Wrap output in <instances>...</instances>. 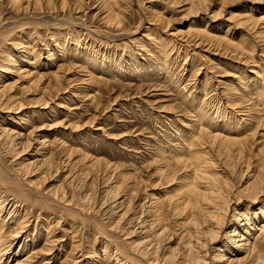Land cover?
Here are the masks:
<instances>
[{
	"label": "rangeland",
	"instance_id": "1",
	"mask_svg": "<svg viewBox=\"0 0 264 264\" xmlns=\"http://www.w3.org/2000/svg\"><path fill=\"white\" fill-rule=\"evenodd\" d=\"M173 1L123 0L116 7L120 22L115 27L106 26L102 15L92 6L88 7L86 0H65L62 10L55 8L50 12L25 11L20 8V1L0 0V87L12 82L11 92L7 90V94L14 95L8 101L0 97V124L24 135L12 136L15 143L8 136H0L3 138L0 140V196L13 198L6 201L9 204L0 201V230L11 241L6 243L10 244L9 251L0 254V264H13L30 247L34 248L35 255L31 264H60L62 260L63 264H115L120 258L123 264H146L140 257L129 254L127 246L142 241L150 231L146 229L147 222L141 225L148 218L141 206L147 195L159 197V205L164 207L157 216L167 229L161 237L160 251L168 254L174 249L170 254L182 256L184 248L179 238L190 229L185 219L192 207L179 203L191 178L188 169L177 159L190 160L192 154L201 159L206 156L205 159L213 162L210 170L222 179L221 186L225 184L228 201L233 204L239 201L234 204L239 213L244 211L254 218L260 209L264 210V109L256 108L257 111L252 107L250 110L251 100H248L254 82L264 85V77L260 79L250 72L257 70L264 74V53L255 39L259 33L256 36L254 33L260 30L257 25L252 30L239 27L232 18L233 13L244 12L254 19L262 17L259 15L264 11V2L208 0L206 12L196 14L195 10L188 13L186 6H180L182 2ZM155 14H160V19ZM191 27L206 28L210 32L228 29L227 35L241 39L243 49L237 50L241 55L235 57L222 47L210 44L194 48ZM66 39H75L82 51L90 49L103 64H111L109 74L98 79L106 68L90 67L85 55H58L61 51L56 50V45ZM191 51L195 54L189 67L184 61ZM8 55L16 65L9 63ZM26 57L34 61L31 71H37L31 76L17 74L15 69L25 66ZM44 99H48L45 105ZM5 105L13 109L7 111ZM197 109L207 111L199 120L201 124L196 121L200 112ZM238 109L245 115H238ZM257 118L260 120L254 125ZM228 122L230 125L224 130ZM200 125H207L211 133L235 130L246 137L243 145L210 144L204 138L206 135L198 139ZM27 136L28 143L22 139ZM52 136H56L58 145L54 143L46 148L47 152L39 140ZM44 158L48 161L41 166ZM13 172H19L25 182H32L34 192H29L22 182L12 183L8 177ZM131 190H135L131 195L132 205L118 224L117 214L122 212V206H117V202ZM63 202L69 203L68 206L64 207ZM229 217L218 234L212 237L200 234L198 240L206 246L198 248L196 256L193 254L194 263H227L220 255L230 256L228 252L234 247L226 233L245 222L237 213L231 212ZM197 219L199 232L207 229L203 226L213 225L199 215ZM14 221L19 224L13 225ZM17 230L19 233L13 237ZM127 231L131 233L126 234ZM46 237L49 240L45 242ZM5 239L0 241V248L4 247ZM22 242L29 243L30 247L15 254ZM260 242L258 251L262 257L258 264H264V240Z\"/></svg>",
	"mask_w": 264,
	"mask_h": 264
},
{
	"label": "bare ground",
	"instance_id": "2",
	"mask_svg": "<svg viewBox=\"0 0 264 264\" xmlns=\"http://www.w3.org/2000/svg\"><path fill=\"white\" fill-rule=\"evenodd\" d=\"M17 1H20V8L22 10H25V11H30V10H43V11H52L53 9L55 8H62L63 5H64V2L65 0H17ZM123 0H86L85 4L89 7V6H92L91 8H94V9H97L98 11L96 13H98V15H102L101 16V19H102V22H104V24H106V26H117L119 25V22L117 20V16H118V13H117V10H116V7L119 6V3H121ZM164 1V0H163ZM166 1V0H165ZM173 1V0H172ZM175 1V0H174ZM173 3H181L180 6H186V10H188V13L189 11H192V10H195L196 14H199L201 13L202 11H205L206 12V3L208 0H176L177 2H174ZM224 2L227 1V0H219L217 2ZM229 1V0H228ZM234 1V0H233ZM240 0H235V2H239ZM253 1H258V2H264V0H253ZM151 2V1H150ZM233 2V3H235ZM229 3V2H227ZM233 3H229V5H233ZM155 4V3H154ZM169 4V3H168ZM71 5V4H70ZM76 5V4H74ZM208 5V4H207ZM264 6V5H263ZM75 7V6H74ZM217 7V6H216ZM123 8V7H121ZM201 8H204L205 10L201 9ZM224 8V7H223ZM221 9V8H220ZM20 10V9H19ZM62 10V9H61ZM251 10V9H250ZM193 12V11H192ZM248 12V11H247ZM94 13V14H96ZM204 13V12H203ZM252 14V13H251ZM97 15V14H96ZM157 16H159V19L161 17L160 14H155ZM154 15V16H155ZM208 15V14H207ZM253 15V14H252ZM259 16H262V17H258L256 19H254L252 16L246 14V12L242 13V14H237V13H233V16L232 18H234L236 20L235 23H237V26L239 27H248L249 29L254 27L255 25H257V27L260 29L258 30L257 32H253L254 35L256 36L258 33H259V36H256L255 39L256 42L258 43V46L260 47V51L262 53H264V11L262 12L261 15ZM156 17V16H155ZM59 19V18H58ZM57 19V20H58ZM210 19V18H209ZM216 19V17H215ZM214 19V20H215ZM262 19V20H260ZM49 20V19H48ZM158 20V19H157ZM208 21V20H207ZM56 22V21H55ZM58 22V21H57ZM154 22V20H153ZM229 22V21H228ZM257 22H260V24ZM50 23V22H48ZM55 24V23H53ZM204 24V23H203ZM201 24V25H203ZM230 24V23H229ZM56 25V24H55ZM235 26V25H234ZM83 27V26H82ZM231 28V27H230ZM238 28V27H237ZM257 29V28H256ZM255 29V30H256ZM227 30L228 29H224V31H218V32H210L208 31L206 28H202V27H191L190 29V32L193 33L192 36H194V43L192 46H194V48H201L204 44H210V45H213V47H222L228 54H231L235 57H238L239 55H241L240 52H237L238 49H243L242 45H240L242 42L241 39H237V37H234L233 35H227ZM230 30V29H229ZM252 30V29H250ZM249 30V31H250ZM87 31V30H86ZM91 33V32H90ZM249 33V32H248ZM247 33V34H248ZM119 34V33H118ZM171 34V33H170ZM244 34V33H243ZM261 34V35H260ZM170 36V35H169ZM237 36V35H236ZM250 36V35H249ZM75 38V37H74ZM179 38V37H178ZM246 38V37H245ZM105 39V38H104ZM193 39V38H192ZM171 40V39H170ZM253 40V39H252ZM75 39H66L64 42L56 45L57 48L56 50L61 51L59 52L58 55H60L61 57H64L65 55H71V54H80V55H85L86 59H87V62L88 64L90 65V67L92 68H100L101 65L102 67H105V72H102L100 73V75L98 76V79H103L105 77V75H108V71H110V68H111V64H106L103 62H101L100 60H98V58H96V56L94 55V52L90 51L87 49V51H82L80 49V46L78 47L77 45L79 44H75L76 42H74ZM166 46V45H165ZM256 47V46H255ZM87 48V47H86ZM219 48V47H218ZM48 49V48H47ZM211 49V48H210ZM258 49V50H259ZM212 50V49H211ZM218 50V49H217ZM221 50V49H220ZM219 51V50H218ZM222 52V51H221ZM220 52V53H221ZM254 52V51H253ZM34 53V52H33ZM55 53V52H54ZM216 53V52H215ZM219 53V52H218ZM223 53V52H222ZM225 53V52H224ZM259 53V52H258ZM190 54V55H189ZM193 53L191 51V53H188L187 54V57L185 58V61H184V64H187L191 65L190 63V60L192 62V58L191 56H193ZM217 54V53H216ZM261 54V53H260ZM55 55V54H54ZM101 55V54H100ZM227 55V54H226ZM263 55V54H262ZM261 55V56H262ZM7 56V55H6ZM32 56V55H31ZM34 56V55H33ZM74 56V55H73ZM76 56V55H75ZM243 56V55H242ZM68 57V56H67ZM71 57V56H70ZM35 58V57H34ZM59 58V57H58ZM102 58V57H101ZM243 58V57H242ZM4 59V58H3ZM9 60V63L11 62V64H15V60L12 58V56L8 55V57L6 58ZM27 61H24V65L25 66H18V68H15L16 71H18L17 74H21L23 73L24 76H31L33 74V72H37V71H31V67H33V64H34V61L33 60H28L29 58H27ZM36 59V58H35ZM232 59V58H231ZM80 60V59H79ZM6 61V60H5ZM63 61V59H62ZM66 61V60H64ZM86 62V63H87ZM248 63V62H247ZM8 64V63H7ZM183 64V65H184ZM251 64V63H250ZM10 65V64H9ZM16 65V64H15ZM88 65V66H89ZM168 65V64H167ZM192 66V65H191ZM101 67V68H102ZM91 68V69H92ZM188 68V66H187ZM202 68V67H201ZM9 69V68H7ZM60 70V69H59ZM101 71V70H100ZM15 72V71H14ZM253 73V75H255L256 77L260 78L261 77H264V74L262 72H259L257 70H252L250 71ZM55 73V72H54ZM58 73V72H57ZM263 76H262V74ZM22 75V74H21ZM35 75V74H34ZM39 75H42V74H39ZM38 76V75H37ZM108 77V76H107ZM207 78V77H206ZM34 79V78H33ZM37 78H35L36 80ZM263 79V78H262ZM9 80V79H8ZM264 81V79H263ZM36 83V82H35ZM2 85V84H1ZM4 86L0 87V97H2L3 99H6L7 101L9 99H11L14 95H9L7 94V90H10L12 88L11 85L12 82H6L5 84H3ZM254 87L252 93L250 92V95H248V100H251V104H250V110L252 107H254V109L256 108H259V109H264V85H262V83L256 81L252 84ZM43 87V86H42ZM50 88V87H49ZM210 88V87H209ZM214 88V87H213ZM42 89V88H41ZM228 90V89H227ZM49 91V90H48ZM52 91V90H51ZM11 92V90H10ZM14 92V91H13ZM22 92V91H21ZM25 93V92H24ZM36 93V91H35ZM40 93V92H39ZM45 93V92H43ZM52 94V93H51ZM165 94V93H164ZM213 93H210V96H212ZM221 94V93H219ZM223 94V93H222ZM237 94V93H236ZM16 96V95H15ZM45 96V94H44ZM46 98V97H45ZM205 98V97H204ZM242 100V99H241ZM2 101V100H1ZM15 101V100H14ZM13 101V102H14ZM38 101V99H37ZM203 101V100H202ZM200 101V102H202ZM207 101V100H206ZM16 102V101H15ZM221 102V101H220ZM41 103V102H40ZM48 103V99H44L42 101V104H47ZM52 103V101H51ZM250 103V102H249ZM248 103V104H249ZM11 104V103H9ZM15 104V103H14ZM39 104V103H38ZM202 104V103H200ZM19 105V104H18ZM31 105V104H30ZM204 105V104H203ZM4 106V105H3ZM48 106V105H47ZM60 106V105H59ZM200 106V105H199ZM247 106V105H246ZM5 107H7V111H11V109H13L12 107L13 106H8V105H5ZM35 107V106H34ZM44 107V106H43ZM46 107V106H45ZM44 107V108H45ZM64 107V106H63ZM243 107V106H242ZM163 108V107H162ZM203 108V107H202ZM208 108V107H207ZM201 109V108H200ZM200 109L198 111H200ZM245 109V108H244ZM243 109V110H244ZM166 109H161V111H164ZM204 110V109H203ZM248 110V109H246ZM253 110V109H252ZM257 110V109H256ZM196 111V110H195ZM240 111V112H239ZM249 111V110H248ZM258 111V110H257ZM207 112V111H206ZM205 112V113H206ZM262 112V111H261ZM204 112H202V110L200 112H198V118H196V121L199 122V120L203 119L204 118V115H206ZM210 113V112H209ZM236 113H238V115H241V116H244L245 114H242L243 111L241 112L240 109L236 110ZM258 113V112H257ZM260 113V112H259ZM212 114V113H211ZM255 115V114H254ZM167 116V115H166ZM236 116V115H235ZM256 116V115H255ZM259 116V115H258ZM257 116V117H258ZM219 117V116H218ZM12 118V117H11ZM195 118V117H194ZM223 119V117H221ZM242 117H240L241 119ZM260 118V117H259ZM262 119V118H260ZM260 119H255L254 121V125L257 124L259 122ZM230 120V119H229ZM242 120V119H241ZM196 121H193V122H196ZM264 121V120H263ZM14 122V121H12ZM15 123V122H14ZM201 124V122H199ZM195 125V124H194ZM228 125H230V123H225L224 124V130H227L226 128L228 127ZM257 126V125H256ZM41 127H43L41 125ZM34 128V127H33ZM54 128V127H53ZM196 128V126H195ZM198 128V132H197V136H198V139L199 137H202V136H205L204 138H207L208 139V143L210 144H213V143H218L219 146H221L220 144H225L226 146L227 145H240L242 143H244V140H245V137L246 135H242L241 132H237L235 130H231V131H220V132H209L208 131V128H207V125L205 127V125H200L197 127ZM34 131V130H33ZM253 131H256V128H254ZM30 132V131H29ZM32 132V130H31ZM35 133V132H34ZM248 133V132H247ZM254 134V133H253ZM1 135H4V136H8V138L10 137H14V138H20L23 134L19 131H14L13 128H7L6 126H4L3 124H0V136ZM24 136V135H23ZM46 136V135H45ZM251 136V135H250ZM3 137V136H2ZM195 138V137H194ZM3 139V138H0V140ZM24 139L25 142H29V137H24L22 138ZM56 136H52L50 138H43L41 141L39 140V144H41V148H44V150L49 149L50 147H52L54 145V143H56ZM60 139V138H58ZM197 139V138H195ZM193 140V141H196V140ZM197 139V141H199ZM201 139V138H200ZM5 140V139H4ZM11 141H14V139H10ZM11 141H9L11 143ZM16 141V140H15ZM14 141V143H15ZM23 141V140H22ZM196 141V142H197ZM3 142V140H2ZM4 143V142H3ZM6 143V142H5ZM38 143V142H37ZM207 143V144H208ZM13 144V142H12ZM17 144V143H16ZM60 144V142H59ZM192 144H195L192 143ZM198 144V143H197ZM209 144V145H210ZM7 145V144H6ZM28 145V144H27ZM52 145V146H51ZM56 145H58V141L56 143ZM191 145V144H189ZM196 145V144H195ZM208 145V146H209ZM243 145V144H242ZM16 146V145H15ZM174 146V145H173ZM197 146V145H196ZM195 146V147H196ZM200 146V145H199ZM245 146V144H244ZM243 146V147H244ZM11 147V146H10ZM21 147V146H20ZM57 147V146H56ZM193 147V146H191ZM198 147V146H197ZM201 147V146H200ZM217 147V145H216ZM241 147V146H240ZM6 148V147H5ZM13 148V147H12ZM221 148V147H220ZM225 148V147H224ZM15 149V148H14ZM53 149V148H52ZM189 149V148H188ZM199 149V147H198ZM202 149V147L200 148ZM223 149V148H221ZM228 149V148H227ZM43 150V149H42ZM215 150V149H214ZM216 150H219V149H216ZM47 151V150H46ZM49 151V150H48ZM47 151V152H48ZM51 151V150H50ZM68 153H70V150H67ZM241 151V149L239 150V152ZM204 152V151H203ZM211 152V150H210ZM213 152V151H212ZM218 152V151H217ZM220 152V150H219ZM264 152V151H263ZM225 153V152H224ZM228 153V152H227ZM67 154V152H66ZM203 154V153H201ZM205 154V153H204ZM193 156H191V159L188 160V159H183V158H179L177 159V162H181V164L183 163V166L185 167V170L186 168L188 169V171L190 172V180L186 183V193L183 194L182 196V200H181V203L179 202H176V205L179 203V205H184V206H188V204L191 205L192 207V210H191V213L186 217V223L185 225H189L190 229L186 230V232H183V234L180 236L181 239L179 238V241H181V243L179 242V244L182 245V248H184V250H181L183 251L182 252V256L178 257L176 254L175 256H173L171 253L172 250L174 249H171L169 250L168 254H166L165 252L162 253L160 250V247L161 246V237L162 235L166 232V227L163 223H161L159 221V219L157 218V216L160 214L159 211L161 210V208L163 206L159 205L161 203V200L159 199V197L155 196L154 197H148L147 199V196L144 198V201L141 203V206H144V211L148 214L147 215V219H144L142 220V224L145 225V222H147L146 224V229L150 230V231H147V236L145 237L144 236V241H138V242H132V244L130 243L129 246H127V250L128 252H130L129 254H132L134 256H137V257H140L143 261L146 262V264H159L162 262V264H196L194 263L192 260V256H196V252L198 251L199 253V249L198 248H201V247H205V242H201L198 240V237L201 235H203V237L205 236V234L207 236H210L212 237L214 234H218L217 231L220 229H222V226L224 223H226L225 221L227 220V218L229 216H231V212L232 213H237L238 215L242 216L243 217V221L245 220V222L242 224L243 226H240L239 227H234L232 229V232L229 233H226L227 236H229V240L230 242H232L233 244V247L234 249H231L230 252V256H226L224 254H221L220 257H221V260H226V264H258L259 263V260H261L260 258L262 256H260L259 254V251H258V248L261 247V240H264V210L263 209H260L259 212L257 214L254 215V218H251V217H248L247 215H245L243 212L239 213V209L237 206H235L238 202H234L233 203H230L227 199V193L225 192V184L223 183L224 186H221V181L216 177L217 175H215L213 172L215 171H211L210 168H211V165H212V161L208 158V159H205V156L204 159H201V158H198L200 156H195V154H192ZM43 156V155H42ZM45 156V155H44ZM56 156V155H55ZM202 156V155H201ZM262 156V155H261ZM50 157V155H49ZM67 158V157H66ZM47 158H44L41 160L42 164L41 166H43L44 163H46L48 160H46ZM52 159V158H51ZM212 159V158H211ZM36 161V160H35ZM40 161V160H39ZM222 161V160H221ZM224 161V160H223ZM32 162V161H31ZM64 162V161H63ZM177 163V164H178ZM222 163V162H221ZM32 165V163H30ZM30 164L28 166H30ZM23 165L24 162H23ZM22 165V166H23ZM27 165V164H26ZM36 165V164H35ZM89 165V164H88ZM224 165V164H223ZM27 166V167H28ZM33 166V165H32ZM40 166V167H41ZM54 166V165H53ZM90 166V165H89ZM168 166V165H167ZM170 166V165H169ZM25 167V166H24ZM27 167H25L26 169H28ZM37 167V165H36ZM182 167V166H181ZM180 167V168H181ZM217 167V166H216ZM21 168V167H20ZM35 168V167H34ZM33 168V169H34ZM38 168H39V165H38ZM38 168H35V170H38ZM168 168V167H167ZM32 169V168H31ZM177 169V168H176ZM184 169V168H183ZM20 170V169H18ZM29 170V169H28ZM216 170V169H215ZM16 171V170H15ZM21 171V170H20ZM33 171V170H31ZM30 171V172H31ZM163 171V170H162ZM25 172V171H24ZM167 172V171H166ZM186 172V171H185ZM21 173V172H20ZM34 173V172H33ZM31 173V174H33ZM161 173V172H160ZM164 173V172H163ZM213 173V174H212ZM223 173V172H222ZM217 174V173H216ZM27 175V173H26ZM29 175V174H28ZM34 175V174H33ZM257 175V174H256ZM10 176H12L11 178L8 177V179H11V182L12 183H20L22 182L21 185H24V186H27L29 189L27 190H30L29 192L33 191V184L32 182L28 181V182H25V180H23V178H21V176L19 175V172H13V173H10ZM44 176V175H43ZM260 176V175H259ZM258 176V179H260ZM71 177V175H70ZM255 180H256V177H254ZM7 179V178H6ZM27 180V179H26ZM31 180V179H30ZM253 180V179H252ZM4 181V180H3ZM225 181V180H224ZM227 181V180H226ZM263 181V179H262ZM4 182H7V181H4ZM259 181L257 180L256 183H258ZM264 182V181H263ZM10 183V181L8 182V184ZM34 183V181H33ZM7 185V183H6ZM227 185V184H226ZM229 185V184H228ZM256 184H252V186H255ZM262 185V184H261ZM10 186V185H9ZM13 186V188L15 187L14 185H11ZM10 186V187H11ZM19 186V185H18ZM23 186V187H24ZM249 186V185H248ZM252 186H249L252 188ZM259 187V186H258ZM258 187H257V190H258ZM264 187V186H263ZM243 188H246V187H243ZM228 189V188H227ZM250 188H248L249 190ZM253 189V188H252ZM263 189V188H262ZM10 190V189H9ZM184 190V189H183ZM231 190V188H230ZM243 190V189H242ZM246 190V191H248ZM255 190V189H254ZM254 190L252 192H254ZM256 190V191H257ZM5 191V190H4ZM7 191V190H6ZM51 191V189H50ZM62 191V190H61ZM228 191V190H227ZM250 191V190H249ZM248 191V192H249ZM255 191V192H256ZM34 192V191H33ZM52 194H53V191H51ZM135 192V190H131L128 193L127 196H125V198L119 202H117V206H122L121 210L122 211L121 213L117 214L119 218L117 223L119 222V220H121L127 213H128V210L130 208V206L132 205V197L131 195H133ZM183 192V191H182ZM232 192V191H231ZM258 192V191H257ZM118 193V192H117ZM133 193V194H132ZM47 194V193H46ZM49 194V193H48ZM51 194V195H52ZM54 194H56L54 192ZM257 194V193H256ZM261 194H263V191L261 192ZM33 195V194H32ZM117 195V194H116ZM123 195V194H122ZM153 195V194H152ZM253 195V194H252ZM258 195V194H257ZM11 196V195H10ZM121 196V195H120ZM255 195H253L254 197ZM47 197V196H46ZM53 197V196H52ZM49 198V197H48ZM55 198V197H54ZM53 198V199H54ZM240 198V197H239ZM246 198V196H245ZM248 198V197H247ZM252 198V197H250ZM2 199V201H1ZM24 199V198H23ZM86 199V197H85ZM138 199V198H137ZM166 200L168 198H165ZM178 199V198H177ZM180 199V198H179ZM8 200H13V198H5L3 199V196L1 195L0 196V201L1 203L5 204L6 201ZM16 200V199H15ZM14 200V201H15ZM19 200V199H18ZM46 200V199H45ZM115 200V199H114ZM135 200V199H134ZM166 200H164L166 202ZM169 200V199H168ZM116 201V200H115ZM163 201V200H162ZM172 201V200H171ZM9 202V201H8ZM8 202H6V204H9ZM64 203V202H63ZM62 203V204H63ZM115 203V202H114ZM164 203V202H163ZM162 203V204H163ZM170 203V202H169ZM168 203V205H169ZM172 203V202H171ZM12 204V202H11ZM69 204V203H68ZM68 204H63V206H68ZM167 204V203H165ZM34 205V204H33ZM11 206V205H10ZM9 206V207H10ZM113 206V205H111ZM110 206V207H111ZM114 205V207H117ZM172 206V205H171ZM170 206V207H171ZM178 206V205H177ZM3 207V206H1ZM166 207V206H165ZM181 208L183 206H180ZM179 207V209H181ZM5 208V207H4ZM7 208V206H6ZM5 208V209H6ZM164 208V207H163ZM170 209V208H169ZM177 209V208H176ZM190 209V208H189ZM78 210V209H77ZM82 210V209H81ZM165 210V209H164ZM242 210V209H241ZM1 211V210H0ZM180 211V210H178ZM143 212V211H142ZM163 213V211H161ZM145 213V214H146ZM170 213V211H169ZM179 212H177V216L180 215V213L178 214ZM187 213V212H186ZM11 214V212H10ZM164 214V213H163ZM184 215V213H182ZM12 215V214H11ZM10 215V216H11ZM201 216L202 218H204V222L205 221H212L213 225L211 226V223H209L207 226H203V227H206L205 231H202V232H199L198 231V219L197 217ZM236 215V214H235ZM16 217V216H15ZM18 217V216H17ZM16 217V218H17ZM234 217V216H233ZM13 218V217H12ZM185 218V217H184ZM230 219V217L228 218ZM261 220V221H260ZM260 221V223H259ZM4 222V221H2ZM203 222V221H202ZM215 222H218V223H221L220 225H218L217 223ZM239 222V221H238ZM258 222V223H257ZM208 223V222H207ZM16 224H19V221H14V224L13 225H16ZM116 224V223H115ZM119 224V223H118ZM117 225V224H116ZM180 225V224H179ZM237 225V223H236ZM252 225H253V228H252ZM183 227V226H182ZM186 227V226H185ZM202 227V228H203ZM18 228V227H17ZM145 228V227H144ZM176 228V227H175ZM184 228V227H183ZM145 229V230H146ZM238 229V230H237ZM250 229V230H249ZM2 230V229H1ZM1 230H0V241L1 240H4V235L1 233ZM252 230V231H251ZM132 232L134 230H131ZM131 231H127L126 234H130ZM183 231V230H182ZM135 232V231H134ZM145 232V231H144ZM18 230L15 231V233L13 234V237L16 236L18 234ZM47 233V232H46ZM107 233V232H106ZM181 233V232H180ZM203 233V234H202ZM125 235V234H124ZM184 236V237H183ZM206 236V237H207ZM219 236V235H217ZM128 237V236H127ZM7 238V237H6ZM47 238V237H46ZM163 238V237H162ZM201 238V237H200ZM212 239V238H211ZM6 240V239H5ZM49 240V237L45 240V242ZM200 240H203V239H200ZM208 240L209 237H208ZM214 240V238H213ZM216 240V239H215ZM2 242V241H1ZM11 243V241H4L3 245L4 247L0 248L1 251H0V254H3L5 252H8L9 250L7 249V247L10 245H6V243ZM112 242V241H111ZM128 242V241H127ZM213 242V241H212ZM106 243V242H105ZM109 243V242H108ZM118 243V242H117ZM208 243H211V242H208ZM260 243V244H259ZM44 244V243H43ZM47 244V243H46ZM125 244V243H124ZM127 244V243H126ZM125 244V245H126ZM177 244V245H179ZM259 244V245H258ZM32 245V243H31ZM50 245V244H49ZM19 246V250L16 251L15 254H20V252H23L24 249H26L27 247H30V244L29 243H21L18 245ZM78 246V245H77ZM170 246V245H169ZM264 246V244L262 245ZM106 247V245L104 246ZM108 247V246H107ZM106 247V248H107ZM177 249L178 246H175ZM51 248V246H50ZM74 248V247H73ZM166 248H168V246H166ZM48 251H50L49 248H47ZM46 249V250H47ZM179 249V248H178ZM198 249V250H197ZM204 249V248H203ZM262 249V248H261ZM34 248L30 247V249L28 251H26L25 253H22L19 255V257L17 256L15 258V261L13 264H31L35 255H34V252H33ZM80 250V249H79ZM202 250V249H201ZM105 251V250H104ZM2 252V253H1ZM44 252V251H43ZM42 252V253H43ZM76 252V251H75ZM120 252V251H119ZM180 252V251H179ZM212 252V251H211ZM262 252V250H261ZM49 253V252H48ZM46 253V254H48ZM37 254V253H36ZM45 254V252H44ZM194 254V255H193ZM203 254V253H202ZM205 254V252H204ZM203 254V255H204ZM129 256V255H128ZM194 256V257H195ZM201 257V255H199ZM38 257V256H37ZM76 257V256H75ZM130 257V256H129ZM193 257V258H194ZM116 259L119 258V257H115ZM196 258V257H195ZM126 259V258H125ZM147 259V260H146ZM205 259V258H204ZM139 260V259H138ZM196 260H200V259H196ZM66 261V260H65ZM201 261V260H200ZM63 260L60 262V264H63L62 263ZM115 262V261H114ZM144 262V263H145ZM197 262V261H196ZM203 262V261H202ZM37 264V263H36ZM115 264H123V262H121V258L116 260V263ZM143 264V263H142ZM261 264V262H260Z\"/></svg>",
	"mask_w": 264,
	"mask_h": 264
}]
</instances>
